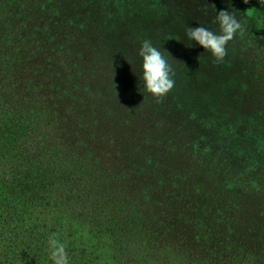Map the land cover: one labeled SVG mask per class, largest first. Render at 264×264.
<instances>
[{"label": "trees", "instance_id": "trees-1", "mask_svg": "<svg viewBox=\"0 0 264 264\" xmlns=\"http://www.w3.org/2000/svg\"><path fill=\"white\" fill-rule=\"evenodd\" d=\"M250 17L264 27L263 13ZM20 67L0 57V264H51L53 233L71 264H264V234L253 231L264 233V221L245 214L240 186L225 187V173L211 178L206 152L203 180L193 143L183 161L174 157L179 139L202 137L193 119L168 125L164 153L160 134L145 149L129 143L128 120L111 132L84 106L57 101L51 68L46 84L24 87ZM177 104L201 111L189 99Z\"/></svg>", "mask_w": 264, "mask_h": 264}, {"label": "rangeland", "instance_id": "rangeland-1", "mask_svg": "<svg viewBox=\"0 0 264 264\" xmlns=\"http://www.w3.org/2000/svg\"><path fill=\"white\" fill-rule=\"evenodd\" d=\"M224 8L236 12L245 31L228 43L227 56L217 62L187 30L204 26L219 34L215 17ZM252 13L264 14V0H0V57L21 59V72L27 66L21 85L49 81L56 100L61 102V94L65 104L84 106L89 122L114 132V123L128 120L129 143L141 141L145 149H154L152 140L160 134L164 153L172 146L166 145L168 125L193 119L192 131L202 137L179 139L174 157L183 161L193 143L203 173L209 153L211 178L225 173V187L238 184L245 214L263 222L264 27L251 19ZM144 39L165 52L174 70L175 86L160 98L142 89L139 50ZM188 99L200 108L198 114L188 104L179 108L178 101ZM219 188L210 193L213 208ZM219 210L213 212L221 216ZM234 223V231H241L240 222ZM253 231L264 234L261 227ZM253 243L247 240L246 246Z\"/></svg>", "mask_w": 264, "mask_h": 264}, {"label": "clouds", "instance_id": "clouds-1", "mask_svg": "<svg viewBox=\"0 0 264 264\" xmlns=\"http://www.w3.org/2000/svg\"><path fill=\"white\" fill-rule=\"evenodd\" d=\"M215 21L219 25V34L208 27L197 26L189 28L187 35L198 42L204 50L211 53L217 62H223L228 54L227 45L239 34L245 31L240 19L234 11L228 8L217 10ZM139 55L142 57L143 92L156 98L167 95L175 86L174 70L169 63L165 52L156 47L151 40L144 39L140 42ZM141 91V89H139ZM49 259L51 264H71L66 250L55 233L48 239Z\"/></svg>", "mask_w": 264, "mask_h": 264}]
</instances>
